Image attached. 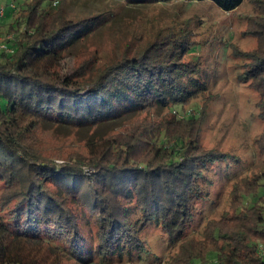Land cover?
Masks as SVG:
<instances>
[{
  "label": "trees",
  "instance_id": "trees-1",
  "mask_svg": "<svg viewBox=\"0 0 264 264\" xmlns=\"http://www.w3.org/2000/svg\"><path fill=\"white\" fill-rule=\"evenodd\" d=\"M201 1L231 11L243 0ZM58 3L26 4L27 14L15 18L17 34L6 40L12 53L0 50V264H109L144 253L142 233L150 225L170 243L180 241L167 264H264L258 248L264 242V174L235 186L233 212L224 224L208 225V244L181 241L206 194L204 171L225 156L205 151L196 132L136 126L84 140V155L43 153L41 124L92 130L125 114L181 105L205 88L196 63L182 60L190 43L175 33L125 50L88 78L82 65L62 75L60 62L97 22L95 16L62 18ZM252 57L244 74L260 94L264 119V48ZM259 139L264 151V133ZM244 196L251 204L242 203Z\"/></svg>",
  "mask_w": 264,
  "mask_h": 264
},
{
  "label": "rangeland",
  "instance_id": "rangeland-1",
  "mask_svg": "<svg viewBox=\"0 0 264 264\" xmlns=\"http://www.w3.org/2000/svg\"><path fill=\"white\" fill-rule=\"evenodd\" d=\"M57 1V14L62 18L79 20L95 16L93 20L97 22L93 33L76 43L60 62L62 75L67 76L82 65L84 76L88 78L96 69L122 56L125 50L131 53L156 36L175 33L176 38L183 37L190 43L182 60L196 63V77L205 88L181 105L125 114L99 123L92 130L41 124L38 134L43 153L84 155V140L93 136L123 135L136 126H147L153 132L158 126L167 128L168 133L184 129L196 132L205 151L225 156L209 163L204 171L206 194L195 204L193 219L187 224L181 241L208 244V225L212 222L224 224L223 217L233 212L232 196L239 191L235 186L264 174V151L259 143L264 133V119L259 116L257 105L260 94L244 74L253 62V53L264 48V33L258 32L264 29L261 27L264 17L259 16V13L264 14V0H243L231 11H222L212 2L201 0L142 4L127 0H46L50 7ZM34 2L0 0V8L4 9L0 15V43L6 42L8 35L17 34L15 18L26 15V4ZM194 117L195 121H188ZM166 144L170 145L171 141ZM54 159L57 164L63 162V158ZM83 170L88 174L93 172L87 165ZM262 193L264 191H260ZM247 202L251 204L252 199L244 196L242 203ZM146 227L142 233L145 252L109 264H167L176 256L180 241L170 243L158 226ZM258 243L264 257V242ZM65 262L81 264L72 259H65Z\"/></svg>",
  "mask_w": 264,
  "mask_h": 264
},
{
  "label": "built area",
  "instance_id": "built-area-1",
  "mask_svg": "<svg viewBox=\"0 0 264 264\" xmlns=\"http://www.w3.org/2000/svg\"><path fill=\"white\" fill-rule=\"evenodd\" d=\"M3 11L4 9L0 8V15H2ZM12 36L13 35H8L6 39L11 40L13 38ZM0 50H3L6 53H12L13 49L11 48V46H9L7 42H4V43H0Z\"/></svg>",
  "mask_w": 264,
  "mask_h": 264
}]
</instances>
